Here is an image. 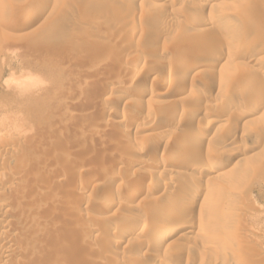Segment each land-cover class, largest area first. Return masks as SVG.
Instances as JSON below:
<instances>
[{"label":"rangeland","instance_id":"obj_1","mask_svg":"<svg viewBox=\"0 0 264 264\" xmlns=\"http://www.w3.org/2000/svg\"><path fill=\"white\" fill-rule=\"evenodd\" d=\"M208 1L0 0V81L18 72L14 49L19 66L50 81L24 96L0 84V264H214L231 252L264 264V110L240 118L260 102L251 90L264 96V0ZM245 22L263 27L261 37ZM222 23L241 28L249 52ZM168 72L176 91L157 83ZM194 134H205L200 147ZM198 162L215 172H193ZM157 178L169 185L133 196ZM200 187L211 195L194 201ZM173 216L184 228L172 245L122 237L144 217L159 227Z\"/></svg>","mask_w":264,"mask_h":264},{"label":"bare ground","instance_id":"obj_2","mask_svg":"<svg viewBox=\"0 0 264 264\" xmlns=\"http://www.w3.org/2000/svg\"><path fill=\"white\" fill-rule=\"evenodd\" d=\"M133 1V0H132ZM209 1H213V0H209ZM208 1V2H209ZM85 5V4H84ZM86 5H88V4H86ZM25 18V17H24ZM26 18H28L27 17V15H26ZM25 18V19H26ZM196 19V18H195ZM202 19V18H201ZM204 21V24L206 25H209V21H205V20H203ZM198 22H200V21H198ZM246 23V22H245ZM256 23V22H255ZM219 24V23H218ZM217 24V25H218ZM224 23H222V26H220L221 27V31H224V33H222L223 35H227L228 36V38H229V40H230V43L232 44V45H235V44H237L236 45V47L238 48H240L244 53H246V52H249L250 51V47L249 46H247V44L245 45V44H241V45H239L238 43H240L241 41H243L242 39V36L243 35H241V28H240V30L237 28V27H235L234 25H229V23L228 24H224ZM206 25V26H207ZM245 27L247 26V29L248 30H251V31H254L257 35H260V37H261V34L263 33L262 32V28L263 27H261V26H258V25H256V24H253L252 22H247L246 23V25H244ZM218 28H219V26H218ZM253 32V33H254ZM243 34V33H242ZM256 36V35H255ZM244 37V36H243ZM259 37V36H258ZM257 37V38H258ZM227 38V39H228ZM228 40V41H229ZM96 46V45H95ZM97 47V46H96ZM234 47V46H233ZM93 48H94V45H93ZM234 49V48H233ZM253 50V49H252ZM222 52V51H221ZM236 52H238L239 53V51H236ZM237 53V54H238ZM222 55L223 56H221V55H219V56H221L220 58H218V60H220V64H222V65H224L225 66V64L227 65L228 64V62H229V57L228 56H230V55H224V53H222ZM232 56H236V55H232ZM234 58V57H233ZM139 59V58H138ZM217 63H218V61H217ZM198 64V63H197ZM220 64H219V67H220ZM193 65V64H192ZM191 65V66H192ZM203 65V64H202ZM212 65H215V64H212ZM193 66H195V65H193ZM201 66V64L199 65V67ZM133 67V66H132ZM196 67V66H195ZM203 67H204V65H203ZM202 67V69H204ZM211 67V66H210ZM215 67V66H214ZM214 67H212L211 68V70L212 69H214ZM132 69V68H131ZM134 70H135V67L133 68ZM206 69V68H205ZM264 69V68H263ZM192 70H193V68H192ZM188 71V70H187ZM189 71H190V69H189ZM188 71V72H189ZM201 71V70H200ZM172 72V71H171ZM171 72H168L167 74H165V76H160L161 78H159V81H157V83H158V85H160V86H162L163 88L165 87V88H168V91L169 90H174L175 88H176V84H180V80H179V82L177 83V80H176V77L178 76H176V75H174V74H172ZM263 73V75H264V70L262 71ZM176 76V77H175ZM252 77V76H251ZM264 77V76H263ZM246 78H247V76H246ZM248 78H250V77H248ZM158 79V78H157ZM178 79V78H177ZM186 79V78H185ZM251 79V78H250ZM183 80V79H182ZM245 81V80H244ZM256 82V81H255ZM184 83V82H183ZM218 84V83H217ZM226 84V83H225ZM184 85V84H183ZM178 88V87H177ZM230 88V87H229ZM151 89V88H150ZM150 89H146V88H140V96H142V97H144V96H153L155 93H153L152 91L153 90H150ZM180 89V88H179ZM192 90V89H191ZM190 90V91H191ZM195 91H196V89H194ZM228 90V89H227ZM254 90H255V88H254ZM254 90H251V91H253V95L254 94H256L257 96L259 95L260 96V102H259V104H255L256 106H254V108L253 109H250V110H248V108H246L247 110H245V111H243L242 113H241V115H240V118L241 119H248V120H250L251 118H253L254 116H255V114L257 113V111L259 110V112H260V110H264V96L262 95H260V93H258V91L256 90V91H254ZM167 91V90H166ZM175 91H176V89H175ZM189 91V90H188ZM225 92H226V90H224ZM250 91V92H251ZM261 91V90H260ZM180 93V92H179ZM178 93V94H179ZM189 93V92H188ZM158 94H160V92H158ZM166 93H163L162 95L164 96ZM155 95H157V94H155ZM167 96V95H166ZM255 96V95H254ZM257 98V97H256ZM161 101V100H160ZM215 104V103H214ZM219 104V103H218ZM220 105V104H219ZM235 105H237V104H235ZM239 106V105H238ZM238 106H236V107H238ZM235 107V106H234ZM235 107V108H236ZM241 107V106H240ZM239 107V108H240ZM217 108V107H216ZM217 110V109H216ZM213 111H214V109H213ZM225 111V110H224ZM212 113V112H211ZM224 113V112H223ZM222 113V114H223ZM258 115V114H257ZM181 116V115H180ZM179 116V117H180ZM185 116V115H184ZM184 116H181L180 117V119H182V120H184L182 117H184ZM219 116V115H218ZM222 116V115H221ZM188 117V116H187ZM238 118V117H237ZM189 119V118H188ZM192 119V118H191ZM225 119V118H224ZM228 119V118H227ZM132 120V119H131ZM135 120V119H134ZM131 121L130 122V124L131 125H134V126H136V128H138V127H140V122L138 123V122H135V121ZM137 120V119H136ZM181 120V121H182ZM221 120H223V119H221ZM139 121V120H138ZM154 121V120H153ZM185 121V120H184ZM209 121V120H208ZM212 121V120H211ZM227 121V120H226ZM251 121V120H250ZM193 122V121H192ZM213 122H214V120H213ZM213 122H210L209 124H212ZM215 122H217L216 120H215ZM221 122V121H220ZM218 123V122H217ZM128 124V123H127ZM142 124H143V122H142ZM227 124V123H226ZM225 124V125H226ZM138 126V127H137ZM192 126V125H191ZM236 126V125H235ZM199 126H197V128H198ZM217 127H218V125H217ZM221 127V126H220ZM226 127V126H225ZM224 127V128H225ZM141 128H143V127H141ZM144 129H145V126H144ZM150 129V128H149ZM226 129V128H225ZM224 129V131H226ZM138 130V129H137ZM140 130V129H139ZM142 130V129H141ZM227 132V131H226ZM233 132V131H232ZM231 132V133H232ZM234 132H235V130H234ZM228 133V132H227ZM227 133H226V135H227ZM236 133V132H235ZM77 135V134H76ZM187 135V134H186ZM80 136V135H79ZM235 136V135H234ZM78 138V137H77ZM80 138V137H79ZM185 138V137H184ZM190 138H191V136H190ZM192 141H193V143H197V145L199 146V144L198 143H203V141L206 139V137H205V134L204 135H202L201 136V134H194L193 136H192ZM235 138V137H234ZM187 140V138L185 139V141ZM190 139L188 138V141H189ZM231 140V139H230ZM233 140V139H232ZM184 141V140H183ZM195 141V142H194ZM216 141V140H215ZM190 142H191V140H190ZM190 142H189V144H190ZM232 142V141H231ZM216 143V142H215ZM257 143V145L259 146V145H261V146H264V143H262V141L261 142H256ZM255 143V144H256ZM188 144V145H189ZM194 145V144H193ZM196 145V146H197ZM185 146H187V144H186V142H184V144H183V146L182 147H185ZM189 146H191V145H189ZM223 146V145H222ZM200 147V146H199ZM202 147V146H201ZM220 147V146H219ZM187 148V147H186ZM245 150V149H244ZM246 151V150H245ZM244 151V152H245ZM139 152H141V151H139ZM188 153V152H187ZM212 153V152H211ZM215 152H213L212 154H214ZM174 154V153H173ZM190 154V153H189ZM186 155V154H185ZM209 155V154H208ZM211 155V154H210ZM210 155H209V157H210ZM213 156V155H212ZM120 157H123V156H120ZM179 157V156H178ZM186 157V156H185ZM184 157V158H185ZM188 157H190V156H188ZM128 158V157H127ZM126 158V159H127ZM160 158V157H159ZM161 158H162V156H161ZM160 158V159H161ZM166 158V157H165ZM164 158V161H163V159H162V161H163V166H161V171H160V173L159 174H164V172H165V167H167V166H169V165H171L172 166V164H174L175 163V158H172V156L170 157V158H166L165 159ZM184 158H181V159H184ZM190 158H192V157H190ZM189 159V158H188ZM187 159V161H189ZM121 160V159H120ZM119 160V161H120ZM124 160V157H123V159L121 160V161H123ZM136 160H138V159H136ZM158 160V159H157ZM156 160V161H157ZM128 161H130L129 159H128ZM182 161H184V160H181V162ZM186 161V162H187ZM135 162V161H134ZM160 163H161V161H159ZM158 162V163H159ZM178 162V161H177ZM180 162V163H181ZM186 162H185V165H186ZM157 163V164H158ZM179 163V164H180ZM184 163V162H183ZM182 163V164H183ZM199 163V162H198ZM201 163V162H200ZM199 163V164H200ZM162 164V163H161ZM176 165V164H175ZM181 165V164H180ZM203 164L201 163V165H196L195 164V166L192 168V171L193 172H195V173H197V174H199L200 176H205V175H207L208 176V174L209 173H214L215 172V170H216V167L215 166H213V167H207L206 165L205 166H202ZM222 165V164H221ZM159 166V165H158ZM182 166V165H181ZM160 167V166H159ZM168 168V167H167ZM170 169V168H169ZM173 169V168H172ZM219 169V168H218ZM171 170V169H170ZM174 170V169H173ZM167 171H168V169H167ZM176 171V170H175ZM180 171V170H179ZM178 171V172H179ZM5 172V171H4ZM171 173H172V170L170 171ZM178 172L176 173V174H178ZM181 172V171H180ZM179 172V173H180ZM69 172H67L66 173V175H69L68 174ZM166 173V172H165ZM10 174V173H9ZM175 174V173H174ZM181 174H184L183 172L182 173H180V174H178V175H181ZM218 174V173H217ZM63 175H64V173H63ZM206 176V177H207ZM9 177H10V175H9ZM159 177V176H158ZM188 177H189V175H188ZM195 177V176H194ZM199 177V176H198ZM192 178H193V176H192ZM162 179V178H161ZM161 179H159V178H157V179H154V180H152L151 179V181L150 182H148V185L147 186H149V190L148 189H146V190H143L142 188H138L139 186H137V190L134 192V194H133V196H136V198H137V196H139V195H146L147 193V195H149L150 193H152V192H157V191H159L160 189H162V187H163V185L166 187V186H168L169 185V183H168V180H167V182L166 181H163L162 182V180ZM197 179V178H196ZM190 180V179H189ZM194 180V179H193ZM198 181V180H197ZM208 181H210V179L208 180ZM167 184H166V183ZM196 182V181H195ZM3 181H0V188L2 187V186H4L3 185ZM147 183V182H146ZM165 183V184H164ZM171 185V184H170ZM142 186V185H141ZM164 187V188H165ZM170 187V186H169ZM171 187H172V185H171ZM170 187V188H171ZM164 188H163V191H164ZM188 189V188H187ZM199 189V191H197V193L192 197L193 198V200L195 201V199H197L198 198V196L199 195H203V196H210L211 195V190L210 189H208V188H205V187H200V188H198ZM197 189V190H198ZM182 190H184V189H182ZM186 190V189H185ZM134 191V190H133ZM167 191V190H166ZM166 191H164L165 192V194H166ZM181 191V190H180ZM179 191V192H180ZM187 192H188V190H186ZM187 192H185V193H187ZM133 193V192H132ZM158 193V192H157ZM163 193V192H162ZM161 193V195L163 196V194ZM169 193V194H168ZM167 194L168 195H171L172 193H171V191H169ZM171 193V194H170ZM184 193V194H185ZM190 193V190H189V192H188V194ZM156 194V193H155ZM180 194H182V193H180ZM184 194H182V201H181V203L182 202H184L183 201V196H184ZM188 194H186V195H188ZM109 195V194H108ZM111 195V194H110ZM109 195V196H110ZM132 195V194H131ZM151 195V194H150ZM190 195V194H189ZM188 195V196H189ZM108 196V197H109ZM114 196V195H113ZM132 196V197H133ZM177 196H179V194H177L176 195V197ZM110 197H112V196H110ZM115 197V196H114ZM141 197H143V196H141ZM147 197V196H146ZM150 197V196H149ZM155 197V196H154ZM159 197V196H158ZM157 197V199H151L152 201H156L157 203H158V199H160L159 201L160 202H162L161 201V197H159L158 198ZM134 198V197H133ZM153 198V197H152ZM165 198L167 199V197L165 196ZM164 198V199H165ZM169 198V197H168ZM180 198V197H179ZM184 198H186L187 200H188V198H187V196H185ZM118 199V198H117ZM175 199V198H174ZM111 200H115V198H111ZM146 200H149V199H146ZM151 200H149V201H151ZM185 200V199H184ZM193 200H192V202H193ZM109 201H110V199H109ZM145 201V200H144ZM148 201V202H149ZM172 201V200H171ZM177 201V200H176ZM180 201V200H179ZM189 201H191V199L189 200ZM110 202H112V201H110ZM117 202V201H116ZM154 203V202H151V203H154V204H156L157 205V203ZM186 202V201H185ZM184 202V203H185ZM119 203V202H118ZM141 203V202H140ZM150 203V202H149ZM168 203H173V202H168ZM168 203H167V205H168ZM175 203V202H174ZM187 203H189V206H190V204H193V203H190V202H187ZM108 204H113V203H108ZM116 204V203H115ZM121 204V203H120ZM120 204H118V205H120ZM154 204H152V205H154ZM178 204V203H177ZM6 205V204H5ZM155 205V206H156ZM181 205V204H180ZM182 205H183V203H182ZM106 206V205H105ZM117 206V205H116ZM158 206H159V204H158ZM173 206H175V207H177L178 205H173V204H171V207H173ZM185 206H188V204H185V205H183V207L185 208ZM106 207H109V206H106ZM105 207V208H106ZM118 207V206H117ZM120 207V206H119ZM157 207V206H156ZM163 207V206H162ZM159 208H160V206H159ZM164 208H167V207H163V210H166V209H164ZM179 208V211H181L180 210V207L178 206L177 207V209ZM181 208H182V206H181ZM183 208V209H184ZM183 209H182V211H183ZM188 208H186V210H187ZM163 210L161 209H157V215H159V214H161L162 212H163ZM173 210H174V208H173ZM0 211H2V213L4 212V214H6L5 212H7L8 213V209H7V205L6 206H4L3 204L2 205H0ZM178 211V212H179ZM152 212H154V211H152ZM172 212V211H171ZM176 212V211H175ZM55 213L56 212H53L52 214H53V216L55 215ZM150 213V212H149ZM170 212H169V210H168V212H167V214H169ZM174 213V212H173ZM147 215H148V213H146ZM152 214V213H151ZM167 214H165V216L167 215ZM175 214V213H174ZM174 214H172V215H174ZM181 214V212H179V215ZM129 215V214H128ZM155 215V214H154ZM154 215L152 216V218H154ZM162 215V214H161ZM163 215H164V213H163ZM176 216L178 215V214H175ZM182 215V214H181ZM169 216V215H168ZM183 216V215H182ZM0 217H2V216H0ZM126 217V216H125ZM135 217V216H134ZM149 217V216H148ZM158 217V216H157ZM174 217V216H173ZM178 217H180V216H178ZM178 217H174L173 218V220L171 219V221L169 220V221H167L166 222V224L165 225H163V226H155V225H153L151 222L153 221V220H151V222L149 223V222H147L146 223V218L144 217L143 219H145V222H139V223H137V224H135V225H137V229L135 230V229H126V230H124V232L122 233V237L124 236V237H128V236H132L134 233H137V234H140V236L138 235H134V236H137L138 238L139 237H141L142 235L141 234H149L150 236H148V239H150V241L151 242H153L152 244H154V246L155 245H167V246H169V245H172V241H170L171 239H172V237H174V236H176L177 234H179L181 231H182V229L184 228V226H183V224L182 223H180L179 222V220H181V217L180 218H178ZM150 218H151V216H150ZM151 218V219H152ZM126 220L124 221L123 220V223H125V222H127L128 224L129 223H131V227H132V224H133V220L135 219H133L132 217H131V215L129 216V217H127V218H125ZM148 219V218H147ZM156 219V218H155ZM150 220V219H149ZM140 221V220H139ZM144 221V220H143ZM138 222V221H137ZM126 223V224H127ZM136 223V222H135ZM134 225V224H133ZM186 225V224H185ZM118 227V226H117ZM130 227V228H131ZM113 229V228H112ZM115 229V228H114ZM113 229V230H114ZM116 229H118V228H116ZM137 231V232H136ZM92 232V231H91ZM187 232V231H186ZM85 233V232H84ZM87 234V237H89V238H92L93 237V232L92 233H85V235ZM96 234H98V233H96ZM96 234H95V236H96ZM181 236V235H180ZM86 237V236H85ZM151 237H152V239H151ZM136 238H134V240H135ZM141 239V238H140ZM126 240V239H125ZM133 240V241H134ZM142 240V239H141ZM128 241V240H127ZM136 241L137 240H135V243H136ZM140 241V240H139ZM132 242V241H131ZM142 242H144V240H142ZM141 241L139 242V243H142ZM147 242V241H146ZM150 242V243H151ZM130 244V243H129ZM146 244H148V246H149V243L147 242ZM10 245V244H9ZM167 246H165V247H167ZM11 249V248H10ZM230 249V248H229ZM231 251V250H230ZM229 254H231L230 255V257L229 258H226V257H224V258H220V259H218V258H215L216 260H215V263L214 264H243V262L242 261H240V259L241 258H236L235 256L237 255V254H234L235 256H233V254H232V252L231 253H229ZM225 256V255H224ZM226 256H228V255H226ZM221 257V256H220ZM113 260V259H112ZM117 259H115L114 261H115V263L114 264H119V263H121L120 262V260L118 261H116ZM113 261V262H114ZM122 261V260H121ZM112 262V263H113ZM254 262V261H253ZM111 263V264H112ZM248 264H253L252 262H250V263H248ZM258 264V263H257Z\"/></svg>","mask_w":264,"mask_h":264},{"label":"clouds","instance_id":"obj_3","mask_svg":"<svg viewBox=\"0 0 264 264\" xmlns=\"http://www.w3.org/2000/svg\"><path fill=\"white\" fill-rule=\"evenodd\" d=\"M20 49L9 51L8 55L14 63L18 64V72H9L7 78L0 81L6 89L15 87L21 96L39 92L50 86V81L31 71V69L19 66L17 57Z\"/></svg>","mask_w":264,"mask_h":264}]
</instances>
